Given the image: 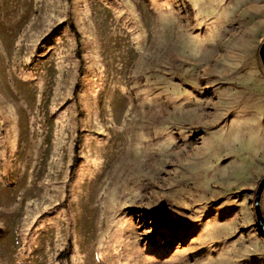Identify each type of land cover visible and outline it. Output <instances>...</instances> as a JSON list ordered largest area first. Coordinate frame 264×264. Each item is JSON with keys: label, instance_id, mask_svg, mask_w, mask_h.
Returning <instances> with one entry per match:
<instances>
[{"label": "rangeland", "instance_id": "374dc122", "mask_svg": "<svg viewBox=\"0 0 264 264\" xmlns=\"http://www.w3.org/2000/svg\"><path fill=\"white\" fill-rule=\"evenodd\" d=\"M263 40L264 0H0V264H264Z\"/></svg>", "mask_w": 264, "mask_h": 264}, {"label": "water", "instance_id": "95a60500", "mask_svg": "<svg viewBox=\"0 0 264 264\" xmlns=\"http://www.w3.org/2000/svg\"><path fill=\"white\" fill-rule=\"evenodd\" d=\"M258 56H259L261 65L264 68V40L262 41L258 49ZM263 191H264V177H262V179L259 181L257 185L256 191L254 193L253 203H252L254 221L264 237V216L260 208V199H261Z\"/></svg>", "mask_w": 264, "mask_h": 264}]
</instances>
